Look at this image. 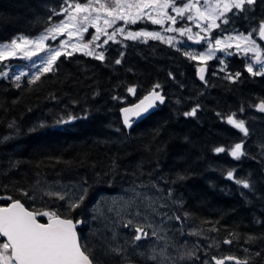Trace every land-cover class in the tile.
Masks as SVG:
<instances>
[{"label":"trees","instance_id":"16d2710c","mask_svg":"<svg viewBox=\"0 0 264 264\" xmlns=\"http://www.w3.org/2000/svg\"><path fill=\"white\" fill-rule=\"evenodd\" d=\"M62 6L67 7L63 0H0V42L42 33L62 19H48ZM236 11L228 12L226 29H256L257 34L264 0L245 5V11L234 16ZM130 27L154 28L143 22ZM103 49V61L75 52L59 57L53 70L38 79H0V203L19 200L37 213L46 205V211L82 220V248L86 254L101 255L98 240L111 233H105L106 227L92 214L98 198L122 187L156 182L167 196L171 190L169 197L183 218L206 231L211 244L218 243L205 252L199 246L197 256H234L264 264V113L257 110L264 102V75L249 74V60L234 54L223 65L217 59L208 61L202 81L197 62L182 48L156 39L110 41ZM13 62L19 60H4L0 67ZM236 72L241 75L235 82L227 78ZM157 84L165 103L126 129L121 107ZM129 87L135 91L128 92ZM197 104L195 116L184 115ZM233 114L244 121L247 135L226 122ZM69 117L76 119L57 124ZM237 143L244 152L239 160L229 154ZM217 147L225 151L216 153ZM236 179L249 180L253 189H244ZM56 183L83 187L66 202L44 195L45 184L48 191V185ZM81 194L84 198L78 201ZM77 202L78 207L69 208ZM116 233L129 240L123 227L117 226ZM103 264L122 262L109 255Z\"/></svg>","mask_w":264,"mask_h":264},{"label":"snow or ice","instance_id":"6c2138e0","mask_svg":"<svg viewBox=\"0 0 264 264\" xmlns=\"http://www.w3.org/2000/svg\"><path fill=\"white\" fill-rule=\"evenodd\" d=\"M255 2L256 0H224L222 8H219V5H217L216 7H208L205 11H201V8L199 7L200 0H189V2L184 3L182 7H178L175 0H135V2H129V0H108V6L100 3V0H96V3L99 4V7L96 8L91 7L92 0H89L88 3L84 4L78 2L73 4L70 3L69 0H63V3L66 4L67 7L62 6L58 12L52 10V14L48 19L51 21L53 16H61L65 18L61 19L52 27L47 28L46 32L50 33L53 41H55L64 33H67L68 36L71 37L74 32H86L88 30L87 24L93 23L95 24L96 32L91 37L92 41H96L99 36L104 35L107 36V39L104 40V44H107L109 41L116 42L115 37L117 33L123 35L124 29L118 28L111 34H108L104 28L99 26L102 13L107 17L103 20L104 25L107 27H111L116 20H123L126 23L134 24L137 20L141 19L149 20L155 25H163L165 20H168L174 25L177 23V16L169 15L167 11H161L167 9L171 4L172 11L179 15L181 20L207 21V24L203 27L205 33L210 34L212 29H219L221 32V37L214 40L215 48L212 46L213 40L210 38V35L200 36L196 42L199 43L200 41H203L208 45L205 52L198 54L185 52L183 53L185 56H188L191 60L206 63L209 59L215 57L217 49L226 55H234L242 51L246 59L252 60L258 65V70H254L253 63H247L246 71L252 76H260L264 75V61L260 59V53L258 46L255 45V41L251 40V36L256 29L250 31L247 36H244V34L241 33L239 36L225 37V30L221 29L220 24L216 22L217 19H221L226 13L231 12L233 9L237 10L233 13L235 16L245 11V5L251 7ZM204 3L207 5L208 0H204ZM133 8L136 10L135 12L130 11ZM193 10L195 11V16L187 15L185 17L186 12L191 13ZM154 11L156 15L161 18H154ZM80 13H83L82 20L85 23L80 27H77L76 14ZM92 13H95V15H92ZM221 23L227 25L229 20L223 18L221 19ZM167 30L172 31L173 29L169 28ZM175 31L183 33L185 31L190 32V29H175ZM197 36H199V33H197ZM259 36L264 38V20L259 22ZM45 38L46 36H41L37 41L28 38H20L19 42L17 40H12L10 44L4 45L0 48V62L9 57H15L18 53H24V55L28 57L36 56L37 59L41 61L43 71L51 72L53 70V65L59 57L62 55L72 56L74 52L80 51V47L77 44H71L72 50L66 51L68 45L62 41L59 48L49 49L51 54L48 56L47 60L44 61L38 53L44 51L42 41ZM127 38L132 40L149 38L165 40L159 32L147 31L135 33L129 31L127 33ZM188 38L191 40L192 36H189ZM224 39H227L229 42L224 43L223 48H220ZM233 39H244L246 42H250L252 46H249V43H245L244 48L241 50V45L237 43L235 45L236 53L229 52L228 49L232 47L230 41ZM165 42L172 44L173 40L172 38H168ZM29 46H33L36 51H29ZM97 46L99 47L100 45ZM84 47L87 48L88 46L84 45ZM250 52L254 54L252 57H248L247 55ZM87 54L93 55V52L89 51ZM95 58L103 61L104 52H99ZM120 62L119 59L115 61L116 64H120ZM35 64L36 62L34 61L33 65L35 66ZM36 70L37 72H40V67H37ZM199 71L200 73H203L205 68L201 66ZM240 75L241 73L236 72L235 74L228 75L227 78L235 82ZM0 76H8V73L5 72L2 67H0ZM38 78L39 76L35 77V79ZM15 79L19 81L20 76L16 75ZM200 79L202 81L204 80L202 74L200 75ZM159 88V84L155 85L149 95L146 96L140 104L134 106L136 111H131L129 108L122 109L125 114L124 124L126 126H131L129 124L128 116L130 111L133 116H140L141 113H146L152 108L156 101H159L160 103L164 102L165 97L157 91ZM134 91V87L128 88V92ZM144 101H147V104H145ZM199 107L200 106L197 104L195 108L190 112L184 113V115L195 116ZM258 108L260 111H264V102H261L258 105ZM234 115L235 114L228 116L226 122L247 135L248 130L244 125V121L234 119ZM73 119H76V117H69V120ZM66 122L68 121H57L58 124ZM242 149L243 144L237 143L232 147L229 154L232 158L239 160L240 157L244 155ZM214 151L220 153L224 152L225 149L223 147H217ZM227 177L232 179L233 172L229 171ZM235 183L249 191L253 189V185L247 179H236ZM55 187V185H49V190L44 192V195L49 198H55L67 202L66 196L62 194V191L52 190ZM171 194V190L169 189L168 196H171ZM25 195H27V193H25ZM134 197L135 199L133 201H129L131 211H128L127 208L125 209L126 214L131 215L133 219L125 221L121 214L117 212L112 227L105 229V233L110 232L111 235H105L104 238L98 240L99 252L101 255L86 254L87 249L82 248L75 231L77 224L83 223L82 220H78L74 223L71 219H62L60 215H57L54 212L46 211L43 213H37L35 211H28L19 200L13 201L8 207H0V235L7 238V242L0 245V262H2V264H103V261L111 255L121 261L122 264H133V261L136 259H141L142 264H180V262L185 260H195L198 264H207V261L199 260V257L195 254V250L186 249V240L177 247L167 236L162 227L155 226L154 221L156 220H158L160 224H163L165 220H175L177 224L181 223L180 216H169L167 214V204H160L157 198L151 197L147 195V193L135 192ZM83 198V194H81L77 197V200L82 201ZM9 199L11 198L9 197ZM159 199H163V197H160ZM68 206L70 209H74L79 206V203H69ZM37 215L49 217V222L46 224L39 223L36 219ZM135 220H140L142 223H134ZM257 222L260 223V221ZM117 226L129 230L132 233L131 239L125 240L122 237L118 238L115 231ZM149 230L151 234H149ZM179 234L182 237L201 235V233L197 231L188 233L180 231ZM252 239V237H249L248 241H251ZM121 241L123 242L121 243ZM141 241L151 242V247L147 248L146 251H140L139 249L141 247H147L141 245ZM248 241H245V243ZM158 242H162V244H158ZM223 242L226 244H232L233 240H225ZM169 248H171L175 255H167ZM9 250L10 255L8 254ZM244 251H247V249H244ZM255 255L258 256L259 253L257 252ZM225 260L231 262V264H249L247 259H239L234 256H228L224 259H217L215 256L211 258L212 264H225Z\"/></svg>","mask_w":264,"mask_h":264},{"label":"rangeland","instance_id":"374dc122","mask_svg":"<svg viewBox=\"0 0 264 264\" xmlns=\"http://www.w3.org/2000/svg\"><path fill=\"white\" fill-rule=\"evenodd\" d=\"M88 2H89V0L86 1V3H88ZM129 2H135V0H129ZM175 2H176V5L178 7H182L183 4L189 2V0H175ZM223 2H224V0H208V4L205 5L204 0H200L199 6L201 8V11H205L208 7H216L217 5H219V8H222ZM100 3L108 6V0H100ZM91 7L92 8L99 7V4L96 3V0H92ZM126 11H129V10H126ZM130 11L135 12L136 10L133 8ZM161 11H167V13L169 15L177 16V23L173 25V24H171L170 21L165 20L163 25H155L149 20L141 19V20H137L136 23L137 22L148 23V24L154 26V28L149 29L146 27H141L138 29H133L130 26L134 25L135 23L132 24V23H126L123 20H116L115 23L112 24L111 27H107L103 23V20L107 17L105 14L102 13L101 19L99 21V26L101 28H104L108 34H111L113 31H115L118 28H123L124 34L120 35L119 33H117V35L115 37V40L117 42L123 41V40H132V39L127 38V33L129 31L134 32V33L140 32V31L159 32L165 38V40H167L168 38H172L173 43L172 44L167 43V44L172 45L174 47H180L185 52L198 54V53L205 52L206 48L208 47V45L205 44L203 41H200L199 43H194V40L198 38L197 33H199L201 36L210 35V38L213 40L212 46L214 48L216 47L214 45V40L218 37H221V32L219 29H212L210 34L205 33L203 31V27L207 24V21L205 23H201L199 20H193V21H189L187 19L181 20L179 15H177L175 12L172 11L171 4L167 9H163ZM227 14L228 13H226L225 16L222 17L221 19L227 18L226 17ZM92 15H95V13H92ZM187 15L195 16L193 11L191 13L186 12L185 17ZM76 16H77L76 26L80 27L81 25H83L85 23L82 20L83 13L76 14ZM153 16H154V18H161L160 16L156 15L155 11L153 12ZM63 18H65V17H62V19ZM221 19H217L216 22L218 24H220L221 29L225 30V33H224L225 37H227V36H239L242 33V32H236L233 30H229V28L226 29V25L221 23ZM52 26H50V27H52ZM50 27H48V28H50ZM87 27H88V30L86 32H74L71 37H69L67 33H64L63 35L59 36L55 41H53L51 34L47 33L46 30L43 31L42 33L34 36V37L23 36V37H19L17 39H14V40H17L19 42L20 38H28L30 40L37 41V40H39V38L41 36H46V38L42 41V43L44 45V51L38 53V55L44 61H46L48 56L51 54L49 49L59 48L62 41L68 45L66 51L72 50L71 44H77L80 47V51H76L77 53H83V54L88 55L87 52L92 51L93 55H88V56H92L95 58V56L99 52H101V51L104 52L103 48L106 45V44H104V40L107 39V36L101 35V36H99V38L96 41H92L91 37L96 32L95 24L88 23ZM169 28H171L173 30L168 31L167 29H169ZM175 29H190V32L185 31L183 33H180V32L175 31ZM226 30H229V31H226ZM243 34H244V36L248 35V33H243ZM254 34H252L251 40L255 41V45L258 46V44H257L258 41L256 39L257 34H255V35ZM189 36H192L191 40L188 38ZM136 40H148V39H136ZM165 40H159V41L165 42ZM228 42L229 41L227 39H224V42L222 43L220 48H223L224 43H228ZM10 43H11V41L0 42V48H2L4 45H8ZM230 43L232 44V47L229 48L228 51L233 52V53H236L235 45L237 43H239L241 45V50L244 48L245 43H249V46H252L250 44V42H246L244 39H238V40L233 39L230 41ZM84 45H87L88 47L85 48ZM97 45H100V46L98 47ZM258 50H259V46H258ZM29 51H36V49L33 46H29ZM259 53H260V59L262 61H264V54L260 51H259ZM236 54L244 56L242 51L240 53H236ZM247 55H248V57H252L254 54L250 52ZM230 56H232V55H226L225 53H223L222 51L217 49L215 52V57L212 59H209L208 61L217 59L219 61L220 65H223V62L225 61V59L230 57ZM10 59L19 60V62H13V63H9V64L6 63L4 65V68H3L4 71L7 72L8 75H10L14 81L16 80L15 79L16 75H19L20 77L21 76H28L30 78L35 79L36 76H39V75L45 73L43 71V68L41 67V61L38 60L36 56L28 57V56H25L24 53H18L17 56L9 57L6 60H10ZM34 61L36 62L35 66L33 65ZM221 61H222V63H221ZM196 62H197L196 68L198 69L199 66L203 63L201 61H196ZM250 62L253 63L254 70H258V65L255 64V62L252 60H249L248 63H250ZM206 63H204V64H206ZM37 67H40V72H37V70H36ZM1 78H5V77L0 76V79ZM65 121L71 122L72 120H69V118H68V119H65ZM68 122H66V123H68ZM66 123H63V124L57 123V124L59 126H63ZM50 185H55L56 187L52 190L53 191H62V194H64L66 196V199L70 202H72L76 198V196H78V194L81 193L82 187H83L79 183H77V184L56 183V184H50ZM45 192H46V184H45ZM135 192L147 193V195L154 197V198H157L159 200L160 204H167V214L169 216H180L181 217V223L180 224H177V222L175 220H165L163 224H160V222L158 220L154 221L155 226L162 227L164 229V232L172 240V242L176 244L177 247H179L186 240L187 241L186 249L187 250H195V254L197 256L201 253V251L198 248L199 246H202L204 249V250H202V252H205L207 249L210 250L209 248H213L218 244V243L211 244L210 239H208V235L206 234V231H204L200 227L194 225L192 222L187 220V218H183L180 215V213L177 212V210H176V206H177L176 202L174 204V201L169 196H167L165 194L164 190L156 182H148V183H142V184H135L132 186H126V187H122L121 189H119V191L115 194L100 196L98 198V200L96 201L94 207L92 208V214H94V216L97 219H99L100 222H102V225L105 226L106 228L112 227L113 221L116 219L117 212H119L121 214L123 220H125V221L133 219V217L131 215L126 214L125 209L127 208L128 211H131V205L129 204V201H133L135 199V197H134ZM160 197H163V199H159ZM68 198H70V199H68ZM41 207H43L44 209L38 213L46 212V205L41 206ZM161 211H163V210H161ZM47 212H49V211H47ZM39 216L49 219V217H46L43 215H39ZM149 218L152 219L151 217H149ZM134 223H142V221L135 220ZM118 227H120V226H118ZM116 228H115V231H116ZM124 230H125V238L129 237V240H130L132 233L127 229H124ZM100 231H102V229ZM180 231L185 232V233L197 231V232H200L201 235L200 236L182 237L179 234ZM149 234H151L150 230H149ZM0 243H1L0 245L3 244L2 242H0ZM140 244L147 246V247H141L139 249L140 251H146L147 248L151 247V242H149V241H141ZM158 244H162V242H158ZM8 254L10 255V250H9ZM167 255H175V253L171 250V248H169ZM198 257H199L200 261H207V264H212L211 258L213 257V255H210L208 253H204L203 255L198 256ZM216 258L219 259L218 257H216ZM139 260H141V259H139ZM0 264H2V262H0ZM180 264H198V262L195 260H193V261L185 260V261L180 262ZM226 264H231V263H226Z\"/></svg>","mask_w":264,"mask_h":264},{"label":"water","instance_id":"95a60500","mask_svg":"<svg viewBox=\"0 0 264 264\" xmlns=\"http://www.w3.org/2000/svg\"><path fill=\"white\" fill-rule=\"evenodd\" d=\"M200 7V6H199ZM193 12H194V14H195V11L193 10ZM201 23H205L206 21H200ZM260 37V36H259ZM199 38H197L196 40H195V43H197L196 41L198 40ZM260 39H264V38H262V37H260ZM201 66H203L204 68H205V71L203 72V73H200V71H199V69H200V67ZM200 67H199V69L197 70V76H198V79L199 80H201L200 79V75L202 74L203 76H205V73H206V65L205 64H202ZM153 90V89H152ZM151 90V91H152ZM151 91H149L148 93H146L144 96H142L139 100H137L136 102H134V103H132V104H128V105H125V106H122L121 107V109H120V116H121V120H122V123H123V125H124V127L126 128V129H130L131 127H133L136 123H138V122H140L141 120H143L144 118H146L147 116H149L150 114H152L153 112H155L161 105H163L164 103H165V101H166V97H165V95H164V92H163V90L162 89H159V90H157V91H159L160 93H161V95H163L164 97H165V100H164V102L163 103H160L159 101H156L155 102V104L153 105V107L152 108H150L146 113H141V115L140 116H133L132 114H131V111H136V109L134 108V106L135 105H137V104H140V102L141 101H143L144 100V98L146 97V96H148L149 95V93L151 92ZM144 103L145 104H147V101H144ZM261 102H259L258 104H257V110L258 111H260L259 110V108H258V105L260 104ZM142 107H143V105H142ZM124 108H129V109H131V111L128 113V116H129V124L131 125L130 127L129 126H126L125 124H124V113H123V111H122V109H124ZM260 112H263L264 113V111H260ZM13 202V201H12ZM12 202H10V203H8L7 205H5V206H0V207H8ZM22 203V202H21ZM23 204V203H22ZM24 205V204H23ZM24 207H25V209H27L28 211H32V210H30V209H28L25 205H24ZM62 219H66V218H63V217H61ZM37 219V218H36ZM37 221H38V219H37ZM78 221V220H77ZM39 222V221H38ZM49 222V219L46 221V223H48ZM74 223L76 222V221H73ZM40 223V222H39ZM46 223H42V224H46ZM83 226V223L82 224H77V226H76V228H75V231H76V233H77V235H78V229H80L81 227ZM6 242H7V238L6 237H3L2 235H0ZM78 239H79V235H78ZM80 242V241H79ZM225 261H227V260H225Z\"/></svg>","mask_w":264,"mask_h":264},{"label":"flooded vegetation","instance_id":"af4514ba","mask_svg":"<svg viewBox=\"0 0 264 264\" xmlns=\"http://www.w3.org/2000/svg\"><path fill=\"white\" fill-rule=\"evenodd\" d=\"M201 35L199 34V36H198V38L200 37ZM257 39V44H258V46H259V51L260 52H262L263 54H264V40H260L258 37L256 38ZM11 202V201H10ZM9 203V202H8ZM7 203V204H8ZM7 204H1L0 203V206H5V205H7ZM37 217H39V215H37ZM41 217V216H40ZM42 218H44V217H42ZM44 220V222L42 221V220H38L40 223H46V218L45 219H43ZM3 239H2V237L0 236V242H2V243H6V241H2ZM1 244V243H0Z\"/></svg>","mask_w":264,"mask_h":264}]
</instances>
